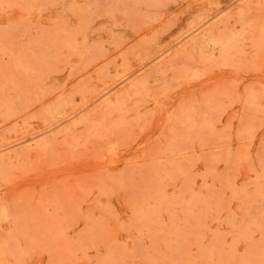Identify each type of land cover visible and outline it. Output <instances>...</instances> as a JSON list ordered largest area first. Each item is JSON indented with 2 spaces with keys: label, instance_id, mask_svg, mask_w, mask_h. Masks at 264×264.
Returning a JSON list of instances; mask_svg holds the SVG:
<instances>
[{
  "label": "rangeland",
  "instance_id": "obj_1",
  "mask_svg": "<svg viewBox=\"0 0 264 264\" xmlns=\"http://www.w3.org/2000/svg\"><path fill=\"white\" fill-rule=\"evenodd\" d=\"M0 264H264V0H0Z\"/></svg>",
  "mask_w": 264,
  "mask_h": 264
}]
</instances>
